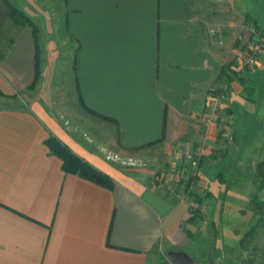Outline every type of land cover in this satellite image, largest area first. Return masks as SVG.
<instances>
[{
	"label": "crops",
	"instance_id": "obj_1",
	"mask_svg": "<svg viewBox=\"0 0 264 264\" xmlns=\"http://www.w3.org/2000/svg\"><path fill=\"white\" fill-rule=\"evenodd\" d=\"M214 1L63 0L61 24L82 100L115 121L92 116L100 125L92 121L88 130L106 135L102 146L114 136L122 154L146 158L157 147L163 159L152 158L158 166L151 173L106 162L97 146L82 141L79 125L64 126L44 100L46 78L28 89L35 76L32 29L15 24L0 0V89L27 98L22 107H0V264H149L164 244L170 250L188 244V196L204 192L200 209L211 202L202 178L213 164H225L237 181L225 204L238 221L254 223L255 167L264 160V50L239 75L245 49L236 37L249 16L264 30V0ZM213 21L223 26L218 45L207 29ZM224 86L227 98L213 112L210 101ZM50 134L108 174L113 188L65 172L45 144ZM176 149L200 153L195 174L171 161ZM238 162L245 166L237 169Z\"/></svg>",
	"mask_w": 264,
	"mask_h": 264
},
{
	"label": "rangeland",
	"instance_id": "obj_2",
	"mask_svg": "<svg viewBox=\"0 0 264 264\" xmlns=\"http://www.w3.org/2000/svg\"><path fill=\"white\" fill-rule=\"evenodd\" d=\"M8 1L12 6H15L16 8L23 11L24 14L27 15L36 24L37 28L40 31V34L38 31L37 37L41 44V76H43L44 80L45 78L47 80L46 90L43 89L45 91L44 100L47 102L51 101V108L54 113H56V111L58 112L57 117L59 121H61V123H64V126L72 127L75 123L77 125H75L74 127L79 125L78 133L80 134V138L82 139V141L85 140L87 143L91 144L90 146H97L96 148H94L97 155H99L106 162L117 166H134L138 168H143L144 170H149L151 173H153L156 167L158 166V163H156V161H153L152 158L158 157L160 159H163L157 147L151 148V150L147 153L146 158L135 155H129L130 153H132V151L127 153L125 152L122 154L120 151H118L117 146L114 145V136L113 143L110 147L102 146V144H100V141H104L105 143V141L107 140L106 135L102 134V132H100V134H95L91 132V130H88L89 124L92 123V121H96L99 125L100 123L97 119H93L91 115L90 117L89 114L85 113L77 102V94L75 91L73 78V69L71 68V56L73 46L71 45L70 39H68L65 35L61 24L63 0ZM206 1L210 2L206 3V6L211 4V2H215L214 0ZM58 19L59 24L58 26H56ZM245 22L246 25L252 24L255 26V28H257L259 32H262L252 20H248L245 18V20H243V23L241 24V31L239 34L244 33V30H246L244 27ZM214 27H218L221 30V33L223 34V26L221 22H209L207 25V29L212 41L215 38L211 35L210 30H212ZM57 36L59 40L63 37L64 42L63 44H60V47H62L60 49L58 59L55 58V40L58 39ZM236 39L240 41L238 37H236ZM242 43L246 52V43ZM262 52L259 55L258 61L261 57ZM46 63L47 67L45 66ZM236 70L237 73H239L240 75L246 69L239 71L236 67ZM24 94V92H17L16 94L11 96L5 95L3 93V95H0V107L24 106L27 100ZM91 136L93 137L95 143L88 141L89 137L91 138ZM257 136L258 138H256V141L259 142L262 139L263 135L262 133L258 132ZM248 145L249 143L245 142L244 146L247 147ZM113 155H117L118 157L115 158ZM240 157H243L242 153ZM243 163L244 162L236 163L237 169L240 166H245V164ZM259 164V168L263 169L264 160H261L256 164L255 170H257V166ZM213 165L215 166H212L211 172L210 170L207 172L206 178H202V180H204V185L208 186L210 189L212 198L208 201L211 200V202L204 205L203 209H200V215L197 217L196 220L187 221L188 218L185 220V224L189 233V242L187 245L178 247V250L185 251L198 264H209L210 257L215 263L219 264H246V262H249V260H251V262H249L248 264H261V255L264 251V194L262 193V188L264 187L261 188L258 184L256 186L259 200H261L262 202L259 208L260 215H257L254 223L249 222V224H243L241 221H238L236 219L237 211L233 209L234 206H231V203L225 204V194H231V192L236 188V186H238L237 181L229 177L230 172L227 171L229 168H226L225 164ZM201 167L205 169V164L203 163ZM219 169L224 171L226 175L222 180H220L216 176ZM234 171L236 170L234 169ZM177 182L178 184H180L181 187L182 185H184L182 181H176L175 183L177 184ZM203 193L204 192H202L201 194ZM188 199L190 200L189 205H191L192 208L197 206L192 194L188 196ZM252 210L253 209L251 208V211ZM258 217H261V222L259 227L254 228V234H252L253 246L250 245V243V246L248 245L249 247H244L245 250L238 251L236 257V250L239 246L240 239L247 231L250 230V228H252V225L256 223ZM241 219L245 220L242 217ZM168 250H170V247L165 244L163 248L160 247L154 250L153 255L150 258L151 262L149 264H171V262L166 256Z\"/></svg>",
	"mask_w": 264,
	"mask_h": 264
},
{
	"label": "trees",
	"instance_id": "obj_3",
	"mask_svg": "<svg viewBox=\"0 0 264 264\" xmlns=\"http://www.w3.org/2000/svg\"><path fill=\"white\" fill-rule=\"evenodd\" d=\"M5 1L7 2L8 6H9V17H10V19L17 25L29 26L32 29L33 38H34V42H35V60H34L35 76H34L32 83L28 86V89H34L36 87V85L38 84V82L40 81V78H41V57H40V48L38 47V37H37L38 28H37L36 24L27 15L24 14L23 11L16 8L15 6H12L8 0H5ZM246 19L252 20L255 23V25L259 28V30L264 32V30H262L261 27L256 23L254 18H251V16H249ZM74 67H75L74 61H72L71 68L73 69L74 86H75V91L77 94V102H78L79 106L81 107V109L85 113H87L91 116L97 117L101 120L108 121V122L114 124L115 121L113 119H110L106 116H102L100 114H97L95 111H93L92 109H90L89 107H87L85 105V103L83 102L82 97L80 95V92H79L78 83H77L75 73H74L75 72ZM236 67H237V65H236ZM246 69H249V68H246ZM0 95H3V93L1 91H0ZM45 144L48 147L49 152L51 154L56 155L61 159L62 168L65 172L78 174L79 176H81L85 179H88V180H90V181H92L98 185L107 187L109 189L113 188L114 181L108 174H106V173L102 172L101 170L95 168L90 163L85 161L83 158H81L80 156L75 154L65 143H63L56 136L50 134L48 136V138L45 140ZM259 167H260V164L257 166L256 171L259 175L258 185L262 188V187H264V167H263V169L259 168ZM195 177L197 178L198 176H195ZM189 185H190V182L186 184L185 190H188ZM191 194L193 195L194 201H195L197 206L194 208H192V207L190 208L191 216L187 219V221H193V220L197 219V217L200 215V208L199 207L202 204V201L206 198L205 194H198L195 192H191ZM201 195H204V196H201ZM251 204H252L251 208L253 209L252 211L255 212L254 213L255 215L259 216L260 215L259 208H260L262 202H261V200H259L257 189L254 192L253 198L251 199ZM260 222H261V217H258L256 223L252 225V228H250V230L247 231L243 235V237L239 241L238 251L245 250L244 247L248 246L250 243H251L250 245L253 246V244H252L253 243V241H252L253 235L252 234H254V228L260 226ZM246 249H248V248H246ZM249 262H251V260H249ZM249 262H246V264H248ZM209 263H210V261H209ZM261 264H264V251L261 255Z\"/></svg>",
	"mask_w": 264,
	"mask_h": 264
},
{
	"label": "built area",
	"instance_id": "obj_4",
	"mask_svg": "<svg viewBox=\"0 0 264 264\" xmlns=\"http://www.w3.org/2000/svg\"><path fill=\"white\" fill-rule=\"evenodd\" d=\"M248 24V23H247ZM244 33L238 34V39L246 43L247 51L243 55L242 59L237 62L238 70H245L246 68L253 67L256 65L260 53L264 49V33L259 32L254 25H246L244 23ZM211 35L215 38L212 43L218 45L221 43L219 37L221 35V30L218 27H214L210 30ZM227 98V87L224 86L222 91H220L213 100L211 99L210 105L213 112L217 110L220 104ZM211 118L209 117V120ZM231 139V136H229ZM112 156V155H109ZM117 158V155H113ZM171 161L179 163L180 165H186L195 174L199 167L200 153L194 150H179L176 149L172 152L170 156ZM169 192H172L174 187L167 188Z\"/></svg>",
	"mask_w": 264,
	"mask_h": 264
},
{
	"label": "water",
	"instance_id": "obj_5",
	"mask_svg": "<svg viewBox=\"0 0 264 264\" xmlns=\"http://www.w3.org/2000/svg\"><path fill=\"white\" fill-rule=\"evenodd\" d=\"M166 256L171 264H195V260L183 250H168Z\"/></svg>",
	"mask_w": 264,
	"mask_h": 264
},
{
	"label": "flooded vegetation",
	"instance_id": "obj_6",
	"mask_svg": "<svg viewBox=\"0 0 264 264\" xmlns=\"http://www.w3.org/2000/svg\"><path fill=\"white\" fill-rule=\"evenodd\" d=\"M195 264H198V263H195Z\"/></svg>",
	"mask_w": 264,
	"mask_h": 264
}]
</instances>
